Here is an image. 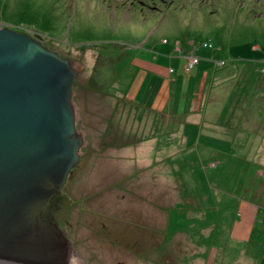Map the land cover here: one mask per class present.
<instances>
[{"label": "rangeland", "instance_id": "374dc122", "mask_svg": "<svg viewBox=\"0 0 264 264\" xmlns=\"http://www.w3.org/2000/svg\"><path fill=\"white\" fill-rule=\"evenodd\" d=\"M0 25L40 34L47 47L80 67L73 98L77 128L84 135L83 164L68 181L70 196L67 205L60 203L58 215L85 261L264 264L260 220L251 241L232 236L239 200H261L251 197L256 191H246L249 168L253 172L257 165L245 161V152L238 153L242 158L236 169L219 164L238 156L230 144L219 153L197 147L194 159L176 171L190 175L188 191L180 193L176 179L167 180L161 165L144 164V154L156 153L158 139L148 150L149 139L168 132L165 122L157 119L156 128L151 110L144 113L118 100L131 78L122 72L134 48L143 46V54L156 43L157 52L171 57L168 66L182 77L203 76L219 58L216 62L226 72L224 77L215 74L210 99L223 103L232 94L227 102L233 109L238 102L234 96L241 88L250 92L251 78L264 72V62L255 68L250 61L264 58V0H0ZM198 141L204 143L203 135ZM209 142L218 144L217 139ZM260 204L264 207V200Z\"/></svg>", "mask_w": 264, "mask_h": 264}, {"label": "water", "instance_id": "95a60500", "mask_svg": "<svg viewBox=\"0 0 264 264\" xmlns=\"http://www.w3.org/2000/svg\"><path fill=\"white\" fill-rule=\"evenodd\" d=\"M80 71L40 34L0 25V264H70V252L90 264L58 215L83 164L73 98Z\"/></svg>", "mask_w": 264, "mask_h": 264}, {"label": "crops", "instance_id": "0c3cea01", "mask_svg": "<svg viewBox=\"0 0 264 264\" xmlns=\"http://www.w3.org/2000/svg\"><path fill=\"white\" fill-rule=\"evenodd\" d=\"M167 43H170V41ZM178 44L180 46V43ZM141 47L134 48L135 53L130 55L132 58L131 62L128 61L122 72L128 71L131 73V78L125 90L121 91L122 93L119 95L120 98L118 97V100H127V102L133 104L135 109L138 108L144 113H148L151 110L153 113L152 126L157 128V119L163 120L166 125L163 126L165 127L164 131H168H161V134L156 133L155 138L149 139L148 150L152 147L151 142L158 139V142L153 147L156 153L155 157L147 153L144 154L147 159H144V164L150 165L151 163L152 166L158 163V165H161V172L166 176V179L171 181L176 179L177 186L180 185V193L183 189L187 192V182L190 175L185 173L177 174L176 171L179 167L183 168L184 161L194 159V154L191 156L194 152L193 149L202 147L204 150H218L219 153L222 149L228 150L234 147L236 154L246 153L244 156L246 162L250 161L254 164L253 166L257 165L253 172L249 168L251 187L249 186L246 191H250V189H252V193L256 191V194L251 197L258 196L261 199L258 200L263 203L264 72H260L259 76L257 74L255 78H251L249 82L252 85L250 92H245L241 88V93L237 97L234 96V99L238 101L237 104L235 103L233 109H228L231 106L227 102L229 100L227 96L231 98L232 94L226 95L223 103H217L212 96V99H210V91L213 89L215 74L220 73L218 75L224 77L226 72L224 67L223 71L222 67L218 66L220 62L218 63L216 60L219 58L215 56L214 65L210 62L211 70L205 72L203 76L198 77L197 75L191 76L189 74L190 77L187 78L185 74L183 77L179 76V73L175 74L176 69L167 64L168 61L173 59L168 57L167 54L157 52L160 50L156 43L148 45L143 54L139 50ZM250 61L255 62L256 68L259 63L262 66L264 58L263 60ZM243 62L245 61L240 63ZM235 67L237 70L240 69L237 64H235ZM255 73L257 72H253V74ZM204 84H208V87H206L207 90L203 88L204 92H202L201 87ZM246 84H248V81ZM239 102L241 103L239 104ZM143 119L147 121L146 116ZM160 125L162 126L163 123ZM154 131L158 130L154 129ZM202 135L205 141L200 145L198 139L200 140ZM214 139H217L218 144L209 142ZM228 144H230L229 148H227ZM198 152L200 154L204 151ZM241 158L239 159L238 154L235 159L228 158L230 160L221 163L219 161V164L226 167L232 166V168L236 169L239 166L238 160H241ZM222 160L223 158H221ZM229 161L234 163L231 164ZM168 163L172 164L169 168L165 165ZM191 177L193 178L192 175ZM254 178H256V181H254ZM191 188L194 189L192 186ZM258 200L252 198L239 200L236 220L232 226L234 239L243 242L251 241L255 232V223L258 220L261 222L260 227H264V207L261 206ZM260 211L263 213L262 219L259 217Z\"/></svg>", "mask_w": 264, "mask_h": 264}, {"label": "bare ground", "instance_id": "6f19581e", "mask_svg": "<svg viewBox=\"0 0 264 264\" xmlns=\"http://www.w3.org/2000/svg\"><path fill=\"white\" fill-rule=\"evenodd\" d=\"M245 113V112H244ZM243 113V114H244ZM260 134V133H259ZM253 141V140H252ZM104 237V236H103ZM113 242V241H112ZM70 255H72L73 254V260H72V262H71V257H70V255H67L66 254V256H68L69 258H70V260H69V262H70V264H75V261H78L79 263H80V261H82L77 255H76V253H75V255H74V252H70L69 253ZM79 263H77V264H79Z\"/></svg>", "mask_w": 264, "mask_h": 264}, {"label": "built area", "instance_id": "2783aa9c", "mask_svg": "<svg viewBox=\"0 0 264 264\" xmlns=\"http://www.w3.org/2000/svg\"><path fill=\"white\" fill-rule=\"evenodd\" d=\"M191 60H192V59H191ZM191 60H190L189 65L187 64V69H189V68L192 67L193 63H194L195 61H197V58H196V60L194 59V61H191Z\"/></svg>", "mask_w": 264, "mask_h": 264}]
</instances>
